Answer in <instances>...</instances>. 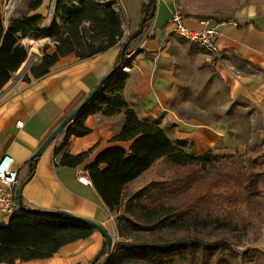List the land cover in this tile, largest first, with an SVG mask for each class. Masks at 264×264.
Listing matches in <instances>:
<instances>
[{
	"label": "trees",
	"instance_id": "1",
	"mask_svg": "<svg viewBox=\"0 0 264 264\" xmlns=\"http://www.w3.org/2000/svg\"><path fill=\"white\" fill-rule=\"evenodd\" d=\"M42 5L43 0H25L15 7L6 27L0 2V91L30 57L21 34H44L45 16L31 15ZM156 5L155 0L142 5V32L134 38L130 33L122 48L127 39L140 43L150 32ZM51 29L56 50L47 53L49 46L45 45L38 64L29 67L34 77L46 75L60 57L75 53L80 59L89 58L109 50L124 37L122 14L111 0H55ZM128 54L129 46L123 63ZM122 57L121 52L117 64ZM125 85L126 76L119 69L65 130L55 149L56 160L71 167L81 164L91 150L72 155L65 148L72 136L90 132L84 119L92 114L113 116L124 111L125 122L111 141L129 142L130 146L114 145L97 154L87 166L94 187L107 207L116 210L126 198L130 183L158 161L164 159L172 166L187 169L184 176L153 180L127 196L130 211L138 209L144 216L127 217L125 226L137 232L173 230L191 234L157 241H115L107 264H241V258L245 264H264L262 249H246L241 256L237 249L239 242L252 241L255 226L264 227V169H260L264 159L254 156L259 144L247 147L245 165L240 166L228 154L210 151L190 155L175 145L158 124L138 117L122 94ZM37 161L31 158L32 168ZM191 191L195 195L188 194ZM35 210L40 209L24 206L7 224H0V263L50 257L63 245L88 237L95 229L68 215L50 216ZM122 231L120 228V236L124 235ZM106 253L105 238L100 258Z\"/></svg>",
	"mask_w": 264,
	"mask_h": 264
},
{
	"label": "crops",
	"instance_id": "2",
	"mask_svg": "<svg viewBox=\"0 0 264 264\" xmlns=\"http://www.w3.org/2000/svg\"><path fill=\"white\" fill-rule=\"evenodd\" d=\"M155 1L157 5L150 30L152 34L149 36L148 31L140 43L132 42L129 45V54L120 68L126 76L122 94L140 119L158 124L168 136L171 135L176 140L190 141L199 154H204L216 146L222 130L211 124L180 122L169 110L168 104L173 99L174 88L170 84L167 69L168 55L162 49L160 41L171 28L169 21L177 4L176 0ZM146 2L148 0H119L127 19V25L123 22L126 36L141 29L142 5ZM44 4L31 15L40 13L45 16ZM212 19L215 18L184 16L185 24L193 29L203 28V21L217 27L220 31L217 37L219 53L225 60L233 55L264 72V2L257 7H250L246 15L233 21ZM28 37L35 41L33 48L36 50H41L45 45L49 46L47 53L51 54L56 50L52 34ZM122 43L120 41L109 50L85 59L78 58L75 53L60 57L46 75H29L28 80L17 76L0 91V159L5 154L14 158V167L19 171L17 192L23 186L22 203L26 208L66 211L90 218L102 224L109 232V227L114 226L115 210L109 209L104 203L89 177L87 166L95 160L98 153L108 147L120 145L129 148V142L111 141L125 122L124 111L113 116L92 114L84 119L90 132L84 136H72L65 148L72 155L91 150L81 164L71 167L61 165L56 160L55 149L65 131L43 152L33 168L30 160L51 132L114 68ZM143 43L145 45L141 47ZM24 44L28 47L32 45L31 42ZM219 63L230 76L231 71L224 66V62ZM249 80L246 74H242L239 83L241 85ZM259 87V90L264 91V82ZM18 120L23 122L21 126L17 125ZM168 127H173L176 135ZM101 167L104 168L105 165L102 164ZM83 176L90 183L82 182L80 177ZM10 218L0 213V224H7ZM104 244V235L98 229H92L88 237L63 245L50 257L18 260L13 264H90L99 256ZM258 246L264 251V231ZM102 260L100 258L97 264Z\"/></svg>",
	"mask_w": 264,
	"mask_h": 264
},
{
	"label": "rangeland",
	"instance_id": "3",
	"mask_svg": "<svg viewBox=\"0 0 264 264\" xmlns=\"http://www.w3.org/2000/svg\"><path fill=\"white\" fill-rule=\"evenodd\" d=\"M24 1L0 0L6 27L9 26V18L15 7L21 5ZM111 1L115 3L122 14L123 22L127 25V19L119 0ZM263 2L264 0H176L177 9L184 16H205L223 21L236 20L239 16L246 15L250 7H257ZM43 4V11L46 14L43 21V27L45 28L43 36L53 35L51 22L55 11V0H43ZM28 36L34 38L36 36L33 34L22 36L21 34L23 43L31 42L32 44L29 46L30 57L14 74L10 80L11 82L17 76H20L23 80H28L29 75H32L29 67L38 64L37 61H34V58L42 56L44 51L45 46L41 50L33 48L36 43L34 40L31 41ZM126 38L127 36L124 33L121 42H124ZM161 43L163 44L162 49L168 55L167 69L170 84L174 88L173 99L168 104L169 110L173 112V116L177 120H180V122L191 121L196 125L211 124L218 126L222 130V136L216 146L210 150L213 154H228L238 166L240 164L245 165L247 147L253 143H258L259 148L254 156L258 157L261 155L263 160L264 91L259 90V85L264 82V72L260 68L248 65L244 60H239L233 55H230L228 60H225L223 56H220L219 52L191 42L181 34L171 30V28L165 33L163 40L160 41ZM220 61L224 62V66H226L229 72L231 71L230 76L223 70L224 67L221 66ZM230 62L232 64H229ZM242 74H246L250 80L240 85L239 79ZM168 129L176 135L173 127H168ZM168 137L186 153L190 155L199 154L194 144L190 141L176 140L171 135ZM261 168L264 169V162ZM187 172H189L187 169L172 166L163 159L158 161L153 168L148 169L138 181L131 184L126 190V198L122 205L115 210L114 226L109 227L110 233L114 236V243L119 240L132 239L165 240L172 237H180L183 233L190 235L191 231H180L178 233L173 230L155 233L137 232L125 226V219L127 217L133 219L138 217L141 219L144 216V212L138 209L130 211L129 198L127 196L153 180L168 181L174 177L184 176ZM188 194L195 195L193 191ZM120 228L123 229V236L119 234ZM263 231L264 227L255 226L252 241L246 239L238 243L237 249L240 256L246 249L259 248L258 242L262 238ZM206 233L207 231L204 232V234ZM107 253L101 257L103 260L106 258ZM109 258L108 260H110ZM243 262L241 258V264H245ZM250 264H254V262H250Z\"/></svg>",
	"mask_w": 264,
	"mask_h": 264
},
{
	"label": "built area",
	"instance_id": "4",
	"mask_svg": "<svg viewBox=\"0 0 264 264\" xmlns=\"http://www.w3.org/2000/svg\"><path fill=\"white\" fill-rule=\"evenodd\" d=\"M53 3V1H52ZM169 24L172 30L181 34L187 40L198 43L209 50L219 52L217 37L220 31L216 26L209 25L208 21H203L204 27L193 29L185 24L184 15L179 9L172 12ZM237 25V23H235ZM152 31L149 33V36ZM145 44L143 43L141 47ZM34 61H39L38 57ZM23 122L17 121V125L21 126ZM84 183H90L86 177H80ZM19 182V171L14 167V158L5 154L0 159V213L5 216L13 214L24 209V205L20 204L17 192V184Z\"/></svg>",
	"mask_w": 264,
	"mask_h": 264
},
{
	"label": "water",
	"instance_id": "5",
	"mask_svg": "<svg viewBox=\"0 0 264 264\" xmlns=\"http://www.w3.org/2000/svg\"><path fill=\"white\" fill-rule=\"evenodd\" d=\"M143 23H141V26ZM142 32V28L133 35L132 38L136 37L139 33ZM132 38L127 39V41L124 44V47L122 48V59L119 64L114 66V68L102 78V80L91 90V92L86 96V98L70 113L68 114L62 122L51 132V134L46 138V140L41 144V146L38 148V150L34 154V158H39L43 152L53 143L58 140L60 135L71 125V123L86 109V107L90 104V102L95 98V96L102 90V88L105 86V84L108 82V80L115 74L124 64V51L125 49L129 46V44L132 41ZM22 188L21 186L19 193H18V198L20 204L23 205L22 203ZM35 212H39L44 215H50V216H62V215H68L72 219L83 222L86 224H89L93 226L95 229H98L106 238L107 241V256L106 258L102 261L101 264H106L107 260L110 256V254L113 251L114 248V236L100 223L90 219L86 218L83 216H79L76 214H72L66 211H61V210H35ZM100 256H97L90 264H96L99 260Z\"/></svg>",
	"mask_w": 264,
	"mask_h": 264
}]
</instances>
